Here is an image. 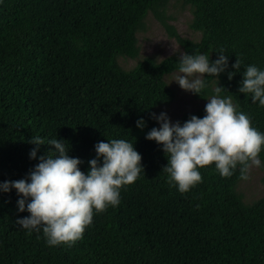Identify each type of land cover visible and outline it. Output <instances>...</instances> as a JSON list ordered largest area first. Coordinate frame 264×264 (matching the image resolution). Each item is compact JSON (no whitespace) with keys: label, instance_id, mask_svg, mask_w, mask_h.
Here are the masks:
<instances>
[{"label":"trees","instance_id":"trees-1","mask_svg":"<svg viewBox=\"0 0 264 264\" xmlns=\"http://www.w3.org/2000/svg\"><path fill=\"white\" fill-rule=\"evenodd\" d=\"M163 1L0 0V185L28 178L47 154L46 144L31 158L36 136L64 141L85 174L97 143L125 139L143 168L121 189L120 203L94 212L71 247L48 245L42 228L29 234L16 223L30 215L19 212L21 197L0 190V264H264V192L249 208L241 205L233 192L241 166L231 177L214 164L198 169L202 181L182 194L162 171L163 146L146 139L152 108L171 99L162 77L179 63L147 59L123 74L113 62L116 51L133 45L135 23ZM187 1L196 6L193 27L204 36L196 45L181 41L187 53L210 49L214 62L223 50L228 67L216 77L220 95H230L264 134V107L239 92L248 66L264 71V0ZM193 115L203 118L205 107L184 116L181 126ZM258 158L264 168V147Z\"/></svg>","mask_w":264,"mask_h":264},{"label":"clouds","instance_id":"clouds-1","mask_svg":"<svg viewBox=\"0 0 264 264\" xmlns=\"http://www.w3.org/2000/svg\"><path fill=\"white\" fill-rule=\"evenodd\" d=\"M240 63L236 60L232 67L237 70ZM227 67L228 56L223 50L211 63L206 54L185 53L180 56L175 83L185 92L199 95L205 87L204 77H218ZM214 91L215 95L207 100L206 115H193L183 126L173 124L166 113L152 114L160 127L153 128L146 139L163 146L168 163L162 171L168 174V183L182 194L202 181L198 169L214 164L222 177H231L240 165L239 178L248 180L250 169L261 166L258 157L264 147V134L252 126L246 114L237 111L230 95L221 98L223 88L217 86ZM239 92L252 94V102L258 101L264 107V71L248 66ZM144 126L143 120L137 122V127ZM31 143L37 146L30 153L33 159L40 146L47 144L49 151L40 157L28 178L4 182L0 190H16L21 197L17 202L19 212L30 214L16 223L29 234L42 228L50 246H73L92 224L94 212L117 206L121 189L135 183L143 172L141 155L125 139L97 143L96 158L89 161L87 174L80 170L82 161L68 155L64 141L46 142L36 136Z\"/></svg>","mask_w":264,"mask_h":264},{"label":"rangeland","instance_id":"rangeland-1","mask_svg":"<svg viewBox=\"0 0 264 264\" xmlns=\"http://www.w3.org/2000/svg\"><path fill=\"white\" fill-rule=\"evenodd\" d=\"M196 6L187 0H164L155 9H148L145 15L131 28L133 47L116 51L113 54V62L119 72L129 74L133 72L144 60L151 59L156 65L168 62L180 63V56L188 54L185 45L181 41L190 44H200L204 39L203 32L193 27ZM162 16L166 23L172 26L178 37H171L160 20ZM199 54H206L212 62L210 49H203ZM178 69L163 75L162 81L167 90L171 92V99L167 103H159L151 110V118L154 128H159V123L153 118V113L159 116L166 113L170 121L175 124L189 114H193L206 106L207 100L215 95V88L220 87L216 77L209 80L204 77L205 87L199 95L185 92L175 83ZM221 98H225L221 96ZM238 108L237 103L232 100ZM261 161V160H260ZM248 180H237L233 186V192L244 208H249L256 203L264 192L263 176L264 168L252 167L248 173Z\"/></svg>","mask_w":264,"mask_h":264}]
</instances>
